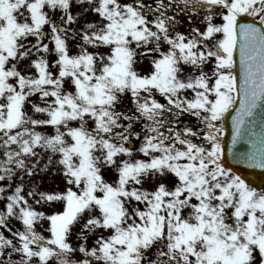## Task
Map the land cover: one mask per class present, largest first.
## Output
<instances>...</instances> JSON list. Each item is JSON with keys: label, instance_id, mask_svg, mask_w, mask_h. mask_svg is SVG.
I'll return each mask as SVG.
<instances>
[{"label": "snow or ice", "instance_id": "1", "mask_svg": "<svg viewBox=\"0 0 264 264\" xmlns=\"http://www.w3.org/2000/svg\"><path fill=\"white\" fill-rule=\"evenodd\" d=\"M237 165L264 170V0H0V264H264Z\"/></svg>", "mask_w": 264, "mask_h": 264}, {"label": "water", "instance_id": "2", "mask_svg": "<svg viewBox=\"0 0 264 264\" xmlns=\"http://www.w3.org/2000/svg\"><path fill=\"white\" fill-rule=\"evenodd\" d=\"M239 72L238 67V57H237V74ZM256 131H259V128H256ZM231 135H232V126H231V117L229 116L225 121V133H224V147H225V156L228 158L229 164H235L232 157L228 154V148L231 146ZM249 148L247 144V138L242 139L234 147L236 152H246ZM241 169V174L248 177V179L255 181L256 184H261L264 182V170L261 169H252L248 168L247 165H237Z\"/></svg>", "mask_w": 264, "mask_h": 264}, {"label": "rangeland", "instance_id": "3", "mask_svg": "<svg viewBox=\"0 0 264 264\" xmlns=\"http://www.w3.org/2000/svg\"><path fill=\"white\" fill-rule=\"evenodd\" d=\"M91 18L92 17L90 16L89 19H91ZM49 131H51V129H49ZM106 175H108V173H106ZM44 181H45L44 185H43L44 188H48V189L54 188L56 186V184L59 183V177H55V178H53V177H45ZM92 242L93 241L90 239L89 240V244H91Z\"/></svg>", "mask_w": 264, "mask_h": 264}]
</instances>
